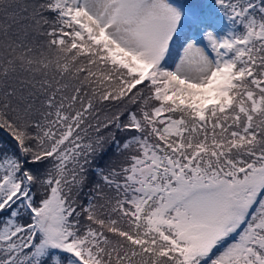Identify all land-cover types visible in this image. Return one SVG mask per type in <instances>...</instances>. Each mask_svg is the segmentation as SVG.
Here are the masks:
<instances>
[{
	"label": "snow or ice",
	"instance_id": "obj_1",
	"mask_svg": "<svg viewBox=\"0 0 264 264\" xmlns=\"http://www.w3.org/2000/svg\"><path fill=\"white\" fill-rule=\"evenodd\" d=\"M0 134V264H264V0H0Z\"/></svg>",
	"mask_w": 264,
	"mask_h": 264
},
{
	"label": "trees",
	"instance_id": "obj_2",
	"mask_svg": "<svg viewBox=\"0 0 264 264\" xmlns=\"http://www.w3.org/2000/svg\"><path fill=\"white\" fill-rule=\"evenodd\" d=\"M0 142H2L5 147H8L10 150H14V146L10 144L9 138L7 136L0 134ZM81 199L84 200L85 198L82 196Z\"/></svg>",
	"mask_w": 264,
	"mask_h": 264
},
{
	"label": "rangeland",
	"instance_id": "obj_3",
	"mask_svg": "<svg viewBox=\"0 0 264 264\" xmlns=\"http://www.w3.org/2000/svg\"><path fill=\"white\" fill-rule=\"evenodd\" d=\"M177 47H179V46H177ZM175 55V54H174Z\"/></svg>",
	"mask_w": 264,
	"mask_h": 264
}]
</instances>
